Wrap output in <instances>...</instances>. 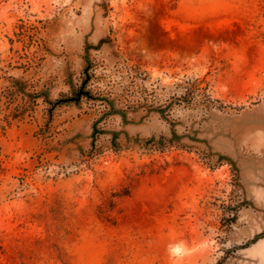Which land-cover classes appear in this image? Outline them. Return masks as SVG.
<instances>
[{
	"label": "rangeland",
	"instance_id": "rangeland-1",
	"mask_svg": "<svg viewBox=\"0 0 264 264\" xmlns=\"http://www.w3.org/2000/svg\"><path fill=\"white\" fill-rule=\"evenodd\" d=\"M0 165V264H264V0H0Z\"/></svg>",
	"mask_w": 264,
	"mask_h": 264
},
{
	"label": "trees",
	"instance_id": "trees-1",
	"mask_svg": "<svg viewBox=\"0 0 264 264\" xmlns=\"http://www.w3.org/2000/svg\"><path fill=\"white\" fill-rule=\"evenodd\" d=\"M182 87L181 85H178V87ZM87 87V82H85L84 80L82 81V83L79 85V86H76L75 88L73 87V90L70 94L69 97H66L65 99L63 100H55L53 102H48L49 103V110L48 111V115L50 118L53 117V112L54 110L57 108V107H60L62 105H68V104H80L84 98H86L87 100H91L93 102H106L107 103V113L106 114H110L111 111L114 109V101L108 99V98H105L103 97L102 95H97L96 93H92V92H88V91H85ZM191 92H192V98H195L196 97V92L198 90V88L195 86V85H192L191 86ZM8 98H10L11 100V103H13L14 101H16V98H18L19 96H22V97H27L28 94L26 92V88L24 86H22V84H19V82H15L14 84V87L12 86V90H8V91H5L4 93ZM38 96L41 95V94H37ZM187 95V94H185ZM186 99V98H185ZM191 99V98H190ZM218 101L216 100H211L210 103L214 104ZM133 103H136V104H143V101L141 100H136L135 102ZM135 105V104H134ZM220 107L223 108V104L221 103L220 104ZM21 108V107H20ZM26 109L25 108H21L16 110L13 114H11V117H13L14 119H17L19 117H21L20 115L25 111ZM3 171V168L1 167L0 165V172ZM261 237V235H257L253 240L252 242L258 240L259 238Z\"/></svg>",
	"mask_w": 264,
	"mask_h": 264
}]
</instances>
